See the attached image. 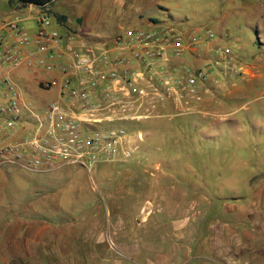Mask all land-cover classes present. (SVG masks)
<instances>
[{"label":"rangeland","instance_id":"374dc122","mask_svg":"<svg viewBox=\"0 0 264 264\" xmlns=\"http://www.w3.org/2000/svg\"><path fill=\"white\" fill-rule=\"evenodd\" d=\"M263 7L264 0L50 4L51 12L72 21L75 29L58 19L70 31L81 19L85 31L100 36L153 20L171 25L181 31L185 50L204 54L209 46L208 57L198 62L205 76L198 84L222 87L213 93L214 114L185 116V125L156 118L154 136L144 143L150 151L141 149L124 163L99 164L92 174L76 165L44 173L8 167L0 182L5 201L11 197L27 216L55 215L59 241L43 252L42 264H244L248 256L262 264L257 253L264 255V34L255 33V21ZM12 8L1 0L0 13L7 14L0 19ZM219 16L238 27L233 36L231 28L232 41L220 48L227 53L215 64L222 55L216 53L219 26L212 17ZM53 28L60 31L55 21ZM185 52L179 58L190 70L193 59ZM16 78L21 86L26 82ZM194 118L198 127L188 128ZM154 163L158 170L150 169ZM88 184L90 194L83 187ZM71 189L73 198L66 200Z\"/></svg>","mask_w":264,"mask_h":264},{"label":"built area","instance_id":"2783aa9c","mask_svg":"<svg viewBox=\"0 0 264 264\" xmlns=\"http://www.w3.org/2000/svg\"><path fill=\"white\" fill-rule=\"evenodd\" d=\"M29 7L0 19V169L44 173L76 165L91 173L99 164L131 157L137 146L120 124L153 116L159 98L175 95L181 79L164 75L160 94L137 84L143 73L125 65L179 57L185 50L181 31L159 22L130 26L114 38L113 49H98L79 30L54 29L50 5ZM216 53L222 58L227 51ZM20 69L52 95L43 109L18 87ZM204 77L199 70L185 82L194 87Z\"/></svg>","mask_w":264,"mask_h":264},{"label":"crops","instance_id":"0c3cea01","mask_svg":"<svg viewBox=\"0 0 264 264\" xmlns=\"http://www.w3.org/2000/svg\"><path fill=\"white\" fill-rule=\"evenodd\" d=\"M53 1L55 0H52V2ZM29 9L30 7L27 6L18 10L21 12H28ZM12 10H16V9L12 8ZM52 12L56 15L64 16L65 19H62V22L64 21L63 23L67 24L66 26H71L73 29H75L74 26L69 25L72 24V21L68 19L67 16H65L62 13H57L56 11H52ZM4 14L0 13V16ZM212 20H214V22L219 26L218 27L219 31L217 33L218 39L215 42V47H217L216 49H220L222 43L227 44V42L229 43L230 41H232L230 30L231 28H233V32H232V36H233L235 33L237 34L235 30L237 29L238 26L236 23L234 24L228 23L229 19L224 21L222 18H220V16L212 17ZM54 21L60 28L59 32H61L62 34L72 32L69 30V28H66V26L60 23V21H58L56 18H54ZM82 24L83 22L81 19L80 24L77 27V30H73V32L74 31L77 32L79 30L78 32H80L79 34L81 35L82 40L88 41L90 43H95L96 48L98 49H101L104 46L106 48L113 49L114 38L119 35H122V32L125 30L124 29L123 31H120L119 33L115 32L109 35L100 36L85 31ZM245 24L248 27L250 26V23L248 22ZM119 28L121 27H118V29ZM256 32H258L259 34L261 33L264 34V7L261 9V11L258 14V21L257 22L255 21V33ZM208 47L209 46H206V48ZM206 48L204 54L201 53L202 49H199V51L197 49L194 52H191L192 50H190V48L184 50L186 51L185 54H187L189 58L193 59L192 62L194 65L193 67H191L190 70L186 69V65H185L186 60H182V58L179 57H168L166 60L159 59L154 61L150 66H146L144 64H138L133 61H130L125 65L126 68L134 72L143 73V78H142L143 80L140 81L139 79H137V84H139L140 86L144 85L146 87H149L150 90L156 89V91H158L157 93L160 92V94L164 90L163 85L161 83V80H163L162 78L164 77V75H168V74L172 75L175 73L176 75L175 77L178 78L177 76H179V78L181 79V85L179 89L175 92V95L171 96L169 99L159 98L162 100L158 101L155 104V108H154L155 112L153 116H150L148 118L139 121L129 122L132 128L128 130V133L132 137V141L134 142V144L137 146V150L133 154L137 153V151L141 149L150 151L148 147L144 146L145 145L144 143H146L147 139H150L154 136L153 132L154 130L156 131V128L153 124L156 118L165 117V119H167L168 121L175 119L177 122L178 121L183 122L185 125V120H183V117L185 116L188 117L196 116V115L198 116V114H202L206 116L215 113L214 111H212V107L215 106L214 104L217 103V101L213 98V93L217 92L218 88H221L222 86L219 84L218 87L213 85L206 86L203 83L198 84V80H196L194 87H190L185 82V78H188L190 75L194 74L195 72L197 73L199 71L198 62L200 61V59L206 56L208 57V53H207L208 49ZM125 55L128 57L129 60L131 59L128 51H125ZM213 60L214 62L218 60V63L219 61H222L220 57L219 58L215 57ZM200 71L204 72L203 69ZM18 75L26 79V82L24 83L23 86L19 85L18 83V80L16 78ZM15 81L18 84V87L23 88L24 90H26L27 93L29 94L31 93L34 95L32 96L30 94L31 101L34 104H36V106L41 107V109H43L45 105L48 103V101L51 100L52 95L48 94L45 91H42L36 82L32 81L31 79H29V77L26 74H24L23 69L18 70L17 74L15 75ZM27 98L29 97L27 96ZM197 118L187 120L188 128H191L193 126L198 127V125L195 124L193 125L194 123L193 121L196 122ZM133 154L129 158L123 160L118 159L114 162L124 163L128 159L130 160ZM142 158H143L142 160H145V155L144 156L142 155ZM8 167H3L0 169V182L5 181V177H7L5 171L8 169ZM10 167H14V166H10ZM96 167L93 169L91 174L96 170ZM159 167L160 166H156L154 163V167L150 169L158 170ZM125 169L129 171L127 167H125ZM147 170H149V168ZM94 184H95V180H93L91 185ZM91 185L88 184L87 186H83L87 190L88 194H90ZM2 188L3 186L0 185V264H32L31 262L34 260L35 261L39 260L40 261L39 264H42L41 261L43 257V252L45 250L48 251L51 250L49 248L50 247L49 244L57 243L59 241V237L57 236L59 228H57L54 225L55 223L52 221L54 220L53 218L55 217V215L54 214L51 215L45 212H42L43 214H38L33 212L34 214L30 213L27 216V213L23 209H21L20 206L18 207L15 206L11 197L9 198L8 202L5 201V197L1 192ZM73 190L74 189H71L70 191H66L65 194L66 200L68 198H73L72 195ZM43 217L46 218V221H40L43 219ZM54 250L57 251L58 249L55 248ZM247 251L250 253V251H255V250H251L247 248L244 249V252ZM262 251L263 250H259L257 255L259 257V260L262 261V264H264V255ZM232 254L236 260L242 261V258H239V256L236 257L235 253ZM35 264H37V262ZM244 264H253L249 256L248 258H245Z\"/></svg>","mask_w":264,"mask_h":264},{"label":"trees","instance_id":"16d2710c","mask_svg":"<svg viewBox=\"0 0 264 264\" xmlns=\"http://www.w3.org/2000/svg\"><path fill=\"white\" fill-rule=\"evenodd\" d=\"M8 4L11 5L14 9L18 10L24 7H27L29 5H34V6H45V5H50L52 3V0H7ZM52 16L54 18L58 19H65L64 16L60 15H54L52 12ZM59 21V20H58ZM154 22V20H153ZM122 128H124L126 131L130 130L132 127L131 125H122L120 124ZM177 126V125H176ZM175 126V128H176Z\"/></svg>","mask_w":264,"mask_h":264}]
</instances>
